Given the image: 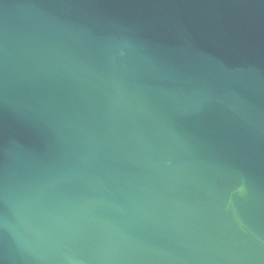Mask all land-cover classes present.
<instances>
[{"label":"water","instance_id":"1","mask_svg":"<svg viewBox=\"0 0 264 264\" xmlns=\"http://www.w3.org/2000/svg\"><path fill=\"white\" fill-rule=\"evenodd\" d=\"M0 264H264V0H0Z\"/></svg>","mask_w":264,"mask_h":264}]
</instances>
